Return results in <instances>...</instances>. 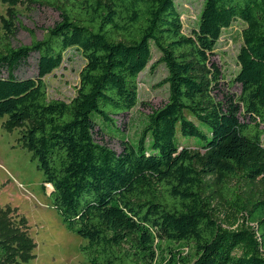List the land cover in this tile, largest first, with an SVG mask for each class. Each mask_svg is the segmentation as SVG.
Wrapping results in <instances>:
<instances>
[{
  "label": "trees",
  "instance_id": "obj_1",
  "mask_svg": "<svg viewBox=\"0 0 264 264\" xmlns=\"http://www.w3.org/2000/svg\"><path fill=\"white\" fill-rule=\"evenodd\" d=\"M25 1L60 21L14 47L22 0H0L13 18L0 37V118L31 124L24 139L63 224L89 242L85 262L264 264V0H204L189 34L178 0ZM236 22L240 71L226 82L213 55ZM72 48L86 60L76 96L50 99L45 78ZM33 56L37 76L18 78ZM160 66L168 102L133 143L118 119L139 105L140 75ZM15 242L0 239V264L32 258L30 238Z\"/></svg>",
  "mask_w": 264,
  "mask_h": 264
},
{
  "label": "rangeland",
  "instance_id": "obj_2",
  "mask_svg": "<svg viewBox=\"0 0 264 264\" xmlns=\"http://www.w3.org/2000/svg\"><path fill=\"white\" fill-rule=\"evenodd\" d=\"M203 3L204 0H178L187 34L197 28ZM12 10L16 13L14 21L9 16V7L0 2V37L6 34L5 21H13L18 27L12 41L14 47L30 45V31L41 40L46 31L60 21L59 13L53 8L31 7L25 0ZM19 22L24 28H19ZM244 28L243 22H236L225 30L213 55V61L222 70L226 82L234 79L240 71L238 55L243 44ZM158 56L155 51V58L158 59ZM85 65L86 60L80 50H68L61 67L45 78L50 99L71 101L76 96L80 73ZM37 73V56H33L17 71L16 76L20 79L33 78ZM166 77L164 66L155 72L148 67L139 78V105L118 119L119 126L133 143L139 138L148 116L168 102L169 88L161 86ZM230 92L238 94L240 87L235 85ZM30 125L26 123L19 127L13 125L8 117L0 118V211L7 212L6 221L0 225V239L15 243L16 247L17 237L26 236L33 241L32 258L23 264H87L81 248L89 242L70 232L63 224L51 204V189L43 182L38 160L24 139ZM104 143L118 153L123 150L119 138L107 136Z\"/></svg>",
  "mask_w": 264,
  "mask_h": 264
},
{
  "label": "bare ground",
  "instance_id": "obj_3",
  "mask_svg": "<svg viewBox=\"0 0 264 264\" xmlns=\"http://www.w3.org/2000/svg\"><path fill=\"white\" fill-rule=\"evenodd\" d=\"M50 189H52V187L50 185H48Z\"/></svg>",
  "mask_w": 264,
  "mask_h": 264
}]
</instances>
